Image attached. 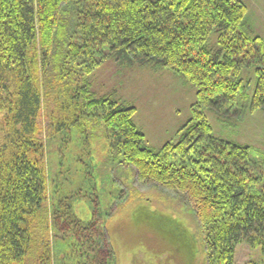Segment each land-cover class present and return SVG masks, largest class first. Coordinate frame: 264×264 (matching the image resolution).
I'll return each instance as SVG.
<instances>
[{
  "label": "trees",
  "instance_id": "obj_1",
  "mask_svg": "<svg viewBox=\"0 0 264 264\" xmlns=\"http://www.w3.org/2000/svg\"><path fill=\"white\" fill-rule=\"evenodd\" d=\"M70 1L0 0V112L5 105L10 109L0 137V264H52L44 143L36 135L42 95L30 56L36 45L42 63L59 62L58 73L65 72L70 56L89 53L98 39L119 53L161 59L190 79L199 103L209 106L222 96L233 103L240 90L232 81L234 70L256 58L254 106L264 108V44L241 31L248 13L243 2L106 0L97 16L84 14L91 35L80 46L67 44L69 12L64 8ZM212 34L219 35L218 50L209 43ZM89 86L62 92L66 101L60 107L66 114L58 129L87 115L101 117L110 148L138 180L178 192L195 211L210 236L209 264H234L237 244L244 239L262 245L259 264H264V160H255L251 146L213 142L200 113L199 123L181 132L177 142L153 148L136 121L135 105L97 98ZM202 133L210 135L209 143Z\"/></svg>",
  "mask_w": 264,
  "mask_h": 264
},
{
  "label": "rangeland",
  "instance_id": "obj_2",
  "mask_svg": "<svg viewBox=\"0 0 264 264\" xmlns=\"http://www.w3.org/2000/svg\"><path fill=\"white\" fill-rule=\"evenodd\" d=\"M105 1L71 0L65 5L67 44H84L85 36L91 35L84 14L97 16L102 9L99 3ZM238 1L248 9L241 31L264 44V0ZM209 43L218 50L219 35L212 34ZM89 49L70 56L64 73L57 72L56 60L41 62L39 45L30 50L42 95L36 135L44 143L51 263L209 264L210 236L201 229L195 211L178 192L138 180L136 171L110 148L101 117L87 115L58 129L66 114L62 92L89 83L97 98L110 96L135 105L136 121L153 148L177 142L181 132L199 123L201 113L212 129L213 142L248 144L258 161L264 160V108L255 107L253 99L258 60L251 57L249 67L234 70L232 81L239 83L240 90L233 103L222 96L209 106L199 103L190 79L161 59L133 51L119 53L99 39ZM9 112L7 105L0 112V137L8 128ZM202 135L208 142L210 135ZM261 246L241 240L234 264H259Z\"/></svg>",
  "mask_w": 264,
  "mask_h": 264
}]
</instances>
